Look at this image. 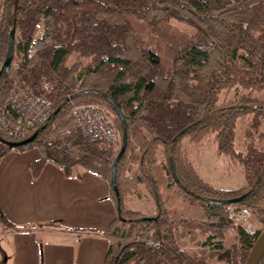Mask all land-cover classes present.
Returning <instances> with one entry per match:
<instances>
[{
  "label": "trees",
  "instance_id": "trees-1",
  "mask_svg": "<svg viewBox=\"0 0 264 264\" xmlns=\"http://www.w3.org/2000/svg\"><path fill=\"white\" fill-rule=\"evenodd\" d=\"M172 20L195 33L179 32ZM38 24L42 35L35 38ZM12 33L14 55L5 70ZM149 34L158 38L156 49ZM74 54L79 60L67 68ZM0 70V107L14 82H25L35 93L42 78L53 87L45 124L21 140L0 128V157L13 150L38 152L29 163L32 180L48 163L67 177L74 167H83L109 182L117 208L111 175L121 153L114 172L120 213L102 231L108 244L103 264H208L213 256L245 264L260 231L235 228L237 244L223 247L234 229L225 206L235 201L264 227V130L247 133L244 151L235 148L238 120L258 118L252 127L257 130L264 102L242 97L218 104V96L237 86L264 89V0H0ZM90 104L103 106L113 120L121 138L115 153L103 141L70 129L74 108ZM34 134L30 144L5 145ZM210 134L217 154L242 167L244 186L218 190L183 159L184 138L196 143ZM141 187L153 200V215L125 202L129 195L141 198ZM0 221L16 226L1 207ZM202 237L197 250L185 249ZM0 254L5 264L1 248ZM263 262L264 253L257 264Z\"/></svg>",
  "mask_w": 264,
  "mask_h": 264
},
{
  "label": "crops",
  "instance_id": "crops-1",
  "mask_svg": "<svg viewBox=\"0 0 264 264\" xmlns=\"http://www.w3.org/2000/svg\"><path fill=\"white\" fill-rule=\"evenodd\" d=\"M33 152L31 158L6 167L3 176L0 157V207L16 225L10 228L0 221V248L5 264H103L108 244L102 231L118 215L109 182L83 167H74L67 177L50 163L32 180L29 163L38 157V152ZM129 201V208L140 210ZM87 219L91 223L79 228L82 232H72L63 224ZM49 223L56 225L48 226ZM34 235L44 236L46 242L39 246Z\"/></svg>",
  "mask_w": 264,
  "mask_h": 264
},
{
  "label": "rangeland",
  "instance_id": "rangeland-1",
  "mask_svg": "<svg viewBox=\"0 0 264 264\" xmlns=\"http://www.w3.org/2000/svg\"><path fill=\"white\" fill-rule=\"evenodd\" d=\"M171 27L178 30L179 32H182L187 35H193L195 33L194 29L179 23L175 20H172L170 22ZM139 30L146 34V28L143 25V23L140 21L138 22ZM150 36V46L153 48H157L158 46V38L155 34H149ZM16 56V55H15ZM79 60V56L74 54L71 57L68 58L66 62V67L70 68L72 65H74L75 62ZM242 97H250L252 99H258L261 102H264V89L261 91H254L250 89H244L242 87H234L231 89L223 90L219 96H218V104H224L230 101L238 100ZM101 106V105H99ZM105 111L106 109L101 106ZM107 113V111H106ZM255 118L254 116H246L238 120L235 128V148L237 151H244L245 147L247 145V133L251 132L254 134V136H257L259 133H261L264 130V120L261 122V125L255 130L253 127ZM73 131V130H72ZM120 137V136H119ZM121 143V138L119 145ZM106 144V143H105ZM107 145V144H106ZM119 145L115 148L110 147L113 150V153H115ZM108 146V145H107ZM109 147V146H108ZM27 152V154L22 156L23 153L18 151H8L2 159V176L3 173H5L6 167L11 165L15 161H23L26 159L31 158L33 152ZM30 153V154H29ZM181 155L183 159L189 163L197 175L208 185L222 191H232L237 188H240L241 186L245 185L244 175L242 167L237 164L230 162L225 158L224 156H220L217 154V145L214 140V135H206L198 142H191L188 138H184L182 140L181 144ZM158 160H162V154L161 151L157 153ZM141 195L143 197L139 198L136 194L126 196L125 200L129 199V203L133 205L134 207L140 208L141 213L153 215L155 213L154 210V203H152L150 195L147 193V191L141 187ZM125 201V202H126ZM128 206V205H127ZM129 207V206H128ZM134 210V209H133ZM63 222L66 226L70 227L72 232L76 230V232H82V230H79L86 227L88 224L91 223V221L84 220H78V221H65ZM90 222V223H89ZM77 228V229H75ZM234 228V227H233ZM264 229L263 226H261L257 221L255 224L254 231H260L262 232ZM130 235H135L136 232L133 231V229L130 227L129 229ZM35 239L34 241L41 246L42 242H46V238L42 235H34ZM77 241V240H76ZM204 242V237L198 238L195 242L187 244L185 247L186 250L195 251L198 249V245ZM77 242H74L76 244ZM237 244L236 239V231L235 228L231 229L224 238V241L222 243L223 247H230L232 245ZM73 246V245H72ZM82 247V246H81ZM80 247V248H81ZM207 251L211 249L210 247L206 248ZM42 261V256H40V262ZM208 264H226L225 261L218 260L217 256H213L207 259ZM264 264V262L262 263Z\"/></svg>",
  "mask_w": 264,
  "mask_h": 264
},
{
  "label": "built area",
  "instance_id": "built-area-1",
  "mask_svg": "<svg viewBox=\"0 0 264 264\" xmlns=\"http://www.w3.org/2000/svg\"><path fill=\"white\" fill-rule=\"evenodd\" d=\"M41 35L42 27L38 24L35 38ZM52 90V84L46 78L41 79L38 93H35L25 82H14L5 106L0 107V128L4 129L11 139L21 140L28 132L41 127L52 114V105L48 98ZM70 129L88 139L101 140L109 147L115 148L120 142L113 120L99 105L75 107ZM225 212L234 228L254 231L256 220L246 208L229 203L225 206Z\"/></svg>",
  "mask_w": 264,
  "mask_h": 264
},
{
  "label": "water",
  "instance_id": "water-1",
  "mask_svg": "<svg viewBox=\"0 0 264 264\" xmlns=\"http://www.w3.org/2000/svg\"><path fill=\"white\" fill-rule=\"evenodd\" d=\"M14 36H15L14 33H12L9 37V45H8L6 62L2 67L5 70H7L9 68L10 62L12 61V58L14 55ZM1 73H2V70H0V74ZM119 118L121 120V123H122L123 128H124V132H125L126 131V122H125V119L121 113L119 114ZM35 137H36V134L30 136L29 138H27L23 141L6 142L5 145L10 147V148H16L19 146H24V145H27V144H30L31 142H33ZM125 146H126V137L124 135L123 139H122V151L125 149ZM120 157H121V153L118 156L117 160L114 162L113 169H112V175H111V186L115 192V196H116V199L118 202V207H117L118 208V214L120 213V211H119L120 198H119V194H118V191L116 188L114 172H115V168H116L117 162H118ZM229 203H235L236 204L235 201H231ZM263 253H264V229L262 232H260L259 236L257 237L254 244L252 245V248L249 251V255L247 257L245 264H257Z\"/></svg>",
  "mask_w": 264,
  "mask_h": 264
}]
</instances>
